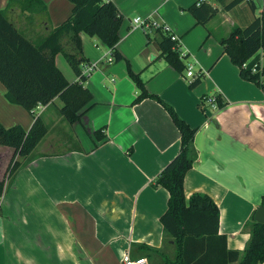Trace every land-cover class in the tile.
Returning <instances> with one entry per match:
<instances>
[{
	"label": "crops",
	"instance_id": "0c3cea01",
	"mask_svg": "<svg viewBox=\"0 0 264 264\" xmlns=\"http://www.w3.org/2000/svg\"><path fill=\"white\" fill-rule=\"evenodd\" d=\"M109 1L122 16L116 51L123 59H135L130 70L138 74L147 93L195 129L196 159L183 178L184 197L193 193L209 197L219 212L218 234L225 237L226 249L241 251L248 239L243 225L264 197V92L239 77L237 67L221 53L219 40L259 17L261 0H250L254 11L246 0L229 11L214 0H203L216 12L202 28L210 24L213 28L201 31L195 40L211 36L215 41L192 64L187 63L192 51L184 35L201 25H194L181 9L198 0H178L181 6L174 11L176 19L168 20V0ZM39 2L45 6V16L16 8L7 14L15 29L30 41L45 36L71 11L66 0ZM7 3L0 0V11ZM186 3L190 4L183 6ZM136 17L166 25L178 38L186 56L183 64L201 74L196 86L189 88L191 80L185 72H176L160 58L154 30H146L154 33L151 43L144 31L130 28ZM181 17L184 23L178 21ZM218 28L223 30L217 32ZM138 30L142 36L132 34ZM79 39L82 57L96 65L83 84L92 99L72 124L59 115L58 99L33 110L47 130L27 157L15 158L21 167L0 196V264H121L124 254L132 261L161 264L160 257L145 248L172 256L171 246L163 244L159 223L167 193L151 184L178 152L177 130L157 102H132L138 90L120 61L107 63L109 49L93 43L87 56L85 43L92 38L80 33ZM60 45L72 53L67 37L61 38ZM255 56L264 65V52ZM153 61L160 63L152 66ZM67 81L73 83L77 78L73 74ZM4 93L0 84V125H17L26 132L33 116L8 103ZM209 96L218 97L223 106L215 111L201 109L199 101ZM99 128L104 137L95 141L92 133ZM11 156L10 148L0 146V181Z\"/></svg>",
	"mask_w": 264,
	"mask_h": 264
},
{
	"label": "trees",
	"instance_id": "16d2710c",
	"mask_svg": "<svg viewBox=\"0 0 264 264\" xmlns=\"http://www.w3.org/2000/svg\"><path fill=\"white\" fill-rule=\"evenodd\" d=\"M71 4L69 16L57 27L50 28L47 34L36 41H30L18 32L8 19V11L16 8L19 12L43 14L45 6L39 0H8L6 9L0 11V84L5 100L17 105L33 116L30 128L25 132L17 125L3 128L0 125V146L12 150V156L0 181V196L20 169L16 157H27L46 133V125L33 110L46 106L58 99L59 115L72 124L91 101V94L83 87L87 76L81 74V65L88 64L82 57L79 34L94 37L97 42L109 49L112 61L122 60L116 51L118 29L122 16L109 0H66ZM222 10L229 11L243 0H214ZM248 5L254 11L250 0ZM259 17L254 18L242 29L234 28L227 37L219 40L221 53L238 69L241 79L257 85L264 92V65L256 58L258 51L264 52V0ZM185 11L192 17L194 25L203 26L216 12L204 1L196 6L189 5ZM159 56L178 73L185 65L172 48L174 43L159 29ZM67 37L72 53L62 50L60 40ZM61 54L71 69L76 82L68 83L54 64V57ZM252 70H254L252 72ZM126 75L138 90L133 99L137 103L143 99L157 102L167 113L178 133L179 148L176 155L161 169L152 182V187H161L167 193L166 209L159 217L163 244L170 245L172 256L168 258L162 251L145 248L160 257L161 264H260L264 261V225L253 221V213L244 223L242 230L248 239L241 251L227 250L225 237L218 234V209L204 194L193 193L188 198L183 194V178L196 159L193 148L195 129L189 128L172 110L155 95L146 92L138 74L126 64ZM201 74L188 84L193 88L199 83ZM217 108L223 104L215 97ZM103 128L93 131L95 141L104 137ZM264 204V197L260 205Z\"/></svg>",
	"mask_w": 264,
	"mask_h": 264
},
{
	"label": "rangeland",
	"instance_id": "374dc122",
	"mask_svg": "<svg viewBox=\"0 0 264 264\" xmlns=\"http://www.w3.org/2000/svg\"><path fill=\"white\" fill-rule=\"evenodd\" d=\"M169 2H167V6H166V11H165V14H166V19L168 20V19H170V18H172V19H176V16H175V13H174V11H178V6L180 7L181 6V4L178 2V0H168ZM189 2V1H188ZM187 5H183V6H188L190 3H186ZM184 9H181V12H184V13H187L186 11H185V9H186V7H183ZM180 10V9H179ZM188 15V14H187ZM187 17H189V16H187ZM140 18V17H139ZM142 19V18H141ZM188 19V18H187ZM180 23H184V19L181 17L179 20H178ZM166 22V21H165ZM120 27V26H119ZM205 27V26H204ZM210 29H212L213 28V25L212 24H210ZM209 27H207V28H202V26H195L193 29H191V30H189V31H187L186 33H185V35L184 36H186V40H188V41H190V48H191V51H192V53H190V54H192V55H190L189 56V59H188V61H187V63H193V62H197V58H199L200 56L201 57H203V48L207 45V44H209V42H212V44L214 43L213 41H215L214 40V38L212 39L211 38V36H207V37H205V39H201V40H195V37L196 36H199L200 35V33H202L201 31H205V30H208V28ZM223 30V28H218L217 29V32H220V31H222ZM198 31V32H197ZM128 32H130V31H128ZM145 32V34H147L148 35V38H149V40H150V42L151 43H153V40H154V33L153 32H148V31H144ZM131 33V32H130ZM137 33H139L141 36H142V33H141V31L140 30H138V31H136V32H132V34L135 36ZM139 34H138V38H139ZM88 39L89 38H92V39H90V42L89 43H85V53H86V55L87 56H90V52H92V44L93 43H95V44H97L98 45V47H100L99 46V43L97 42V40L95 41L94 39V37H88V36H86ZM95 41V42H94ZM204 42H205V44H204ZM118 43V42H117ZM199 45H203V47L200 49L198 46ZM80 46H81V42H80ZM102 49V48H101ZM57 63H56V68L58 69V71L61 73V75L63 76V78L67 81L68 80V77H73V73H72V71H71V69L67 66V64L64 62V60H63V58H62V56H61V54H58L57 55ZM161 58V57H160ZM159 58V61H161L162 59H160ZM131 59V61L130 60H128V59H123V57H122V60L120 61L121 63H120V65L122 66V68H124V69H126V64H127V66L130 68V66H132V65H134L135 63H136V61H135V59L134 58H130ZM159 61H153V63H152V66H155L157 63H160ZM61 65H60V64ZM185 63V62H184ZM187 65V64H186ZM60 66V67H59ZM184 72H185V69H184ZM68 83H69V81H67ZM56 104L58 105L59 104V101L58 102H56Z\"/></svg>",
	"mask_w": 264,
	"mask_h": 264
},
{
	"label": "built area",
	"instance_id": "2783aa9c",
	"mask_svg": "<svg viewBox=\"0 0 264 264\" xmlns=\"http://www.w3.org/2000/svg\"><path fill=\"white\" fill-rule=\"evenodd\" d=\"M202 2H203V0H198L196 2V6H198ZM130 28L131 29H140L142 31H146V30H150V29L151 30L159 29L162 33L166 34L169 37L170 41H172L174 43L172 50L177 52L179 59L184 58L185 54L182 53L179 49L178 38L170 33V30L166 25H161V24H158L157 22H154L152 20L141 19L139 17H136V18L131 20ZM106 56H107V58H106L107 63L111 62L112 61L111 54L107 53ZM95 66H96L95 63H88L85 65H81V74L84 76H87L90 72H92L95 69ZM253 71L254 70H252V72ZM184 75H185V78L193 81L200 74L193 73L192 65H187L185 67ZM199 102H200L201 109H203V110L215 111L218 109L215 96H209L206 98L205 97L201 98V101H199ZM41 107L42 106H37L36 108L39 109ZM121 264H145V261H144V259H138V260L132 261L128 258V256L126 254H124L121 257Z\"/></svg>",
	"mask_w": 264,
	"mask_h": 264
},
{
	"label": "water",
	"instance_id": "95a60500",
	"mask_svg": "<svg viewBox=\"0 0 264 264\" xmlns=\"http://www.w3.org/2000/svg\"><path fill=\"white\" fill-rule=\"evenodd\" d=\"M253 221L257 224L264 225V204L258 206L253 212Z\"/></svg>",
	"mask_w": 264,
	"mask_h": 264
}]
</instances>
